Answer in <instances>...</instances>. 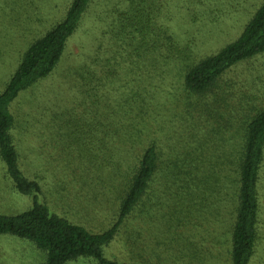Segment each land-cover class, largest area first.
Instances as JSON below:
<instances>
[{
  "label": "rangeland",
  "instance_id": "1",
  "mask_svg": "<svg viewBox=\"0 0 264 264\" xmlns=\"http://www.w3.org/2000/svg\"><path fill=\"white\" fill-rule=\"evenodd\" d=\"M71 1L0 0V93L28 47L65 17ZM121 1L95 0L78 31L69 38L57 69L22 91L12 103L19 165L27 175L24 176L39 183L40 191L26 194L16 189L0 158V214L13 216L29 210L35 202L44 203L51 212L95 233L105 231L116 220L121 192L134 159L133 135L128 129L120 142V125L116 121L110 126L116 131L111 137L103 134L98 125L93 129L97 118L90 111H101L105 90L94 77L93 82L87 83L85 77H91V70L104 76L107 68H114V74L109 73L103 81L118 89L110 94L116 103L122 89L128 93L159 89L161 99L165 97L160 105L162 117L167 125L178 130L187 126L189 131L197 132L194 125L201 126L205 121L202 118L212 114L216 121L213 97L190 99L183 92L181 62L166 61L165 52L155 66L146 60L138 68L134 48L127 47L124 52L120 49L121 38L111 40L107 32L109 9ZM263 2L203 0L183 5L182 0H166L164 10L173 17L178 42L189 46V58L197 61L235 40ZM110 44L119 52L115 63L106 61L108 55L104 50L109 51ZM97 53L100 61L94 65L91 59ZM138 74L142 80L136 83ZM227 82L229 116L247 112L254 104L264 105V53L230 69L222 84ZM91 85L97 86V90L99 87L97 97L89 95ZM171 145L177 150L175 140ZM180 186L164 184L157 205L137 208L104 248V257L118 263L231 264L230 201H216L215 195L204 197L200 189L188 193ZM259 233L258 246L249 264H264V211ZM47 260V251L33 241L0 233V264H44ZM65 264H98V260L79 257Z\"/></svg>",
  "mask_w": 264,
  "mask_h": 264
},
{
  "label": "trees",
  "instance_id": "2",
  "mask_svg": "<svg viewBox=\"0 0 264 264\" xmlns=\"http://www.w3.org/2000/svg\"><path fill=\"white\" fill-rule=\"evenodd\" d=\"M94 1L72 0L65 17L28 47L15 73L0 93V158L16 189L23 193L38 192L40 185L36 180H29L21 171L13 135L15 115L11 109L12 103L22 91L49 77L57 69L69 38L78 31ZM191 1L198 3L203 0H182V4L190 5ZM165 2L122 0L118 6L114 3L109 9L107 32L112 36V41L117 37L123 40L122 51L126 52L127 47L134 48L138 68L146 60L155 66L165 52L166 61L181 62L183 92L190 99L192 96L213 97L212 107H215L212 109L218 113L216 121H213L211 109H208L209 115H212L202 118L205 121L201 126L194 125L197 132L189 131L187 126H180L178 130L167 125L166 118L162 117L160 105L165 97L161 99L159 89L145 93L141 89L131 93L122 89L116 103L110 94L118 89L103 81L109 73L114 74V68H107L104 76H98L97 70L89 71L91 77H85L87 83L98 79L99 87L105 90L101 111L99 108L90 111L92 117L97 118L93 129H97L98 125L103 134L111 137L116 131L110 126L116 121L120 125V142L123 140L122 134L129 129L133 135L131 147L134 159L121 192L116 220L105 231L90 232L38 202L17 215L0 214V233L29 239L46 250L48 260L44 264H65L79 257L94 258L98 264H144L118 263L107 259L103 255L104 248L137 208L158 204V198L162 197L160 190L168 183H180V187L188 193L192 191L194 194L200 189L199 193L204 197L215 195L216 201H230L228 230L231 264H249L256 252L264 211V105L254 104L247 108V112L229 116L227 106L230 97L226 90L229 83L222 82L230 69L264 53V2L235 40L197 61L189 58V46H181L178 42L173 17L164 10ZM99 50H103L100 44ZM104 51L108 55L106 61L115 63V56L119 52L113 48ZM99 61L97 53L91 63L99 65ZM141 80L138 74L135 82ZM98 90L97 86L88 87L91 97H97L95 93ZM221 108H225V111L222 112ZM99 117H102L101 122ZM174 140L177 150L171 145Z\"/></svg>",
  "mask_w": 264,
  "mask_h": 264
}]
</instances>
